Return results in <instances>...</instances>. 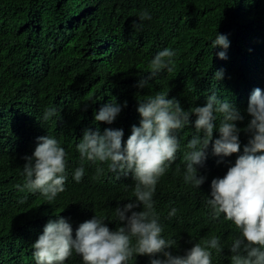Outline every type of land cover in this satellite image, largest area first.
Here are the masks:
<instances>
[{
  "label": "trees",
  "instance_id": "1",
  "mask_svg": "<svg viewBox=\"0 0 264 264\" xmlns=\"http://www.w3.org/2000/svg\"><path fill=\"white\" fill-rule=\"evenodd\" d=\"M143 11L150 20H139ZM218 33L230 42L227 59L217 55L224 49L211 46ZM165 48L176 52L174 71L148 79L151 59ZM218 70L223 78L214 80ZM142 80H147L143 88ZM257 87L264 90V0H0V264H35L31 245L57 215L72 225L73 238L95 214L113 231L123 226L115 209L135 202L131 174L112 172L108 163L81 161L76 145L89 128L101 133L123 129L126 143L141 119L139 98L160 91L185 111L204 106L215 91L244 117L236 122L240 152L230 157L213 154L212 144L220 137L219 120L214 121L206 160L196 165L198 175L206 178L197 188L185 183L181 162L195 132L192 115L178 133L176 160L160 177L153 197L162 235L176 240L169 249L173 255L217 236L221 250L210 249L212 264H231L230 248L239 229L224 214L213 219L206 201L211 181L226 175L248 143L247 107ZM113 100L122 108L115 121L96 122L94 114ZM47 107L57 113L44 121ZM47 135L67 152L65 191L51 202L38 191L16 187L25 182L24 157ZM81 166L85 173L77 183L73 174ZM98 168L103 169L99 174ZM173 208L176 214L169 216ZM141 210L142 205L133 209ZM151 259L137 255L129 264H150ZM65 264L83 261L73 251Z\"/></svg>",
  "mask_w": 264,
  "mask_h": 264
},
{
  "label": "clouds",
  "instance_id": "2",
  "mask_svg": "<svg viewBox=\"0 0 264 264\" xmlns=\"http://www.w3.org/2000/svg\"><path fill=\"white\" fill-rule=\"evenodd\" d=\"M150 19L147 11L139 17L141 22ZM135 26L136 22H133ZM211 46L224 49L217 55L222 60L227 59L230 42L225 35L218 33ZM175 56L172 48L158 52L150 61L148 79L162 70L173 72ZM223 75V70H218L213 79L220 80ZM146 84L147 80H142L139 86L143 88ZM121 110V105L113 100L94 114L95 121L112 124ZM137 111L141 117L139 125L132 126L126 143L123 129L106 128L101 133L99 129L89 128L84 130L76 145L81 161L108 163L112 172L124 176L131 174L135 182V202L115 209L123 226L113 231L105 219L95 214L79 225L73 238L72 225L57 215L59 218L49 220L43 233L31 245L35 264H65L73 251L82 258L83 264H129L137 255L153 257L150 264H212L210 249L221 250L217 236L203 244L195 243L184 255H173L169 251L176 246V240L162 235L164 230L158 222L153 197L160 177L176 160L181 146L178 133L190 124L192 115L196 116L195 132L186 145L188 151L184 152L181 162L185 183L197 188L206 178L198 175L196 165H202L206 160V150L213 141L216 128L214 121L219 120L220 137L212 144L213 154L230 157L240 152L241 129L236 122L244 117L236 105L220 99L215 91L207 96L204 106H194L188 111L175 98L169 99L168 93L156 92L139 98ZM56 113L55 107L45 108L43 120L51 119ZM247 113L251 120L244 129L249 140L243 154L228 167L226 175L211 181V196L206 203L213 219L224 214V218L239 229L240 237L233 240L230 248L233 253L231 264H264V90L261 88L257 87L251 93ZM66 156L65 148L55 137H39L34 152L24 157L25 182L16 187L20 192L38 191L49 202L53 201L65 191ZM101 171L103 169H97L98 174ZM84 173L83 166L76 168L74 180L79 183ZM141 205V211H133ZM176 211L173 208L169 216H174ZM129 212L130 216L127 215ZM157 254L163 258H154Z\"/></svg>",
  "mask_w": 264,
  "mask_h": 264
}]
</instances>
